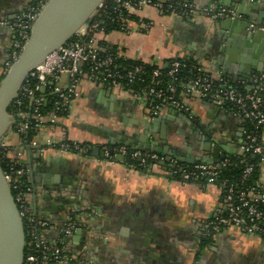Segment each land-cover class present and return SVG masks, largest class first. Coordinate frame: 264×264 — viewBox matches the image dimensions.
<instances>
[{"label":"crops","instance_id":"0c3cea01","mask_svg":"<svg viewBox=\"0 0 264 264\" xmlns=\"http://www.w3.org/2000/svg\"><path fill=\"white\" fill-rule=\"evenodd\" d=\"M35 1L0 0V20H12ZM183 1L202 8L219 4L239 11L245 22L254 19L264 26V0L258 5L242 0ZM142 18L151 24L146 33L107 35V41L121 46L131 59L149 62L162 41L161 52L165 56L173 51L199 63L213 78L219 74L228 77L230 72V78L235 79L234 76L264 69V35H254L241 23L211 20L198 14L190 18L163 16L149 8L143 10ZM12 37L7 27L0 26V77ZM62 88L68 89L67 78L63 79ZM77 90L78 99L70 114L61 117L48 133L88 143L89 157L46 149L32 165L31 178L34 185L52 191L84 183L83 197L96 213L88 220L93 233L88 254L97 264H264L263 238L236 230L209 232L208 221L223 209L221 192L216 187L201 181L181 183L169 175L166 163H151L141 169L114 157H102V147L121 144L110 136L112 133L132 140L131 147L145 139L148 143H166L176 157H212V151L200 150L198 137L211 134L208 139L214 144L237 146L242 124L230 110L218 111L204 101L188 102L190 123L166 110L163 116L172 119L162 129L151 131L146 109L122 90L90 80L81 83ZM185 143L192 147L191 152H186ZM258 181L264 187V156L259 162ZM33 206L37 215L54 226L47 235L48 242L54 243L60 237L63 202L42 196L34 200ZM84 239L76 233L67 242L79 249Z\"/></svg>","mask_w":264,"mask_h":264},{"label":"built area","instance_id":"2783aa9c","mask_svg":"<svg viewBox=\"0 0 264 264\" xmlns=\"http://www.w3.org/2000/svg\"><path fill=\"white\" fill-rule=\"evenodd\" d=\"M47 1L36 0L12 20H0V26L7 27L13 34L3 75L17 59L28 40L32 24ZM242 1L255 5L262 0ZM105 2L116 5L113 12L120 25L118 33L126 37L146 33L151 29V24L143 22L142 18V12L146 8L163 16L179 15L190 18L198 14L211 20H243L241 14L219 4L202 8L183 0H103L87 23L67 43L49 53L28 75L10 105L14 110L9 113V129L0 142V154L3 153L10 163L18 167L15 171L4 173V177L25 229L23 264H97L88 254L89 240L93 236L88 220L96 216V213L83 197L84 183L77 182L73 188L52 191L41 185H34L31 178L32 165L46 149L89 157L87 152L91 151V146L88 143H78L66 139L65 136H50L48 133L61 117L70 114L74 101L78 99L77 89L81 83L90 80L122 90L146 109L149 120L163 116L166 110L189 116L188 102L192 101H204L213 107L230 110L242 124L241 137L235 152L244 166L241 180L249 178L253 173V165L246 162L244 155L261 156L264 152V72L240 78L235 86L231 84L230 75L227 77L219 74L217 78H213L197 62L191 63L173 51L165 56L161 52L163 43L159 41L151 58L159 68L152 71L145 87L134 89L127 82L132 83L138 75L144 74L143 69L138 65L123 66L126 69L123 73L113 62L115 59L131 60L127 52L117 45L113 57V54L107 53L108 48L99 45V36L104 35V28L103 23L94 20V17L98 16V9L104 8ZM248 28L252 31L264 30V27L252 21L248 22ZM161 30L165 32V27L162 26ZM163 66L167 68L165 76L160 71ZM184 71L189 77L174 83ZM163 76L171 81L160 87ZM64 78L68 79L67 90L62 88ZM41 89L56 97L53 109L44 113L41 108L45 105L46 97L41 95L44 93L40 92ZM245 122L254 129H259V134L246 130L243 126ZM28 131L33 136L31 142L25 144L22 135ZM109 150L112 151V157L120 155L123 159H137L140 165L164 161L160 154L128 151L125 145L112 149L102 147L103 158L110 159ZM165 163L169 175L181 183L201 181L221 192L223 209L207 223L211 233L218 234L226 229L236 230L264 239V187L257 184L236 190L232 183L220 182L221 170L232 165L228 158L186 166L172 158ZM42 196L60 199L64 204L60 237L54 243L47 240V235L54 230V226L34 210V200ZM76 233L85 237L84 244L79 249L73 248L67 242Z\"/></svg>","mask_w":264,"mask_h":264},{"label":"water","instance_id":"95a60500","mask_svg":"<svg viewBox=\"0 0 264 264\" xmlns=\"http://www.w3.org/2000/svg\"><path fill=\"white\" fill-rule=\"evenodd\" d=\"M102 1L103 0H48L43 6L38 17L31 26L28 40L23 45L17 59L12 62L6 73L0 79V142L9 129V107L17 97L18 91L25 79L49 53L67 43L75 33L87 23ZM236 12L238 13L239 11ZM239 14L241 13L239 12ZM228 20L233 21V23H241L243 28L249 29L248 22H245L244 20ZM251 21L255 20L252 19ZM255 23L264 27L259 24L257 20ZM250 31L255 32L254 35H264V30ZM225 68L229 70L227 65ZM257 70V72H264V69ZM236 72L237 70L233 74L236 75ZM231 74L232 73L228 72V75ZM249 74L251 75L252 73H248V75L242 74V76H240L248 77L250 76ZM238 76L239 75L234 77L237 78ZM40 92L43 93L44 89H41ZM207 105L211 106L208 103ZM214 108L218 111L221 110L218 107ZM168 112L180 120L186 119V121L189 122L188 115L185 113H175L173 111ZM170 119H172L170 116L157 117L150 121L148 129L151 131L162 129L164 123L166 124ZM200 128L202 127H198V129ZM178 133L179 129L177 130V134ZM197 133L199 134L200 130H197ZM210 135L211 134H206L204 137H198L202 144L200 147L201 151H212L211 155L215 160L223 159L225 154H235L237 146H233L226 142H218L217 144H214L213 140L208 139L210 138ZM110 136L114 137V139L118 140L122 145L130 146L134 144L132 143V140H126L123 136H117L113 133L110 134ZM135 144H137L135 145V148L146 150L148 152H158L164 157L162 164L171 158L177 159L179 162L186 164H192L197 161L205 162L210 158L207 155L193 159L176 157V152L164 142L158 143V141H152L151 143H148L145 139H140L139 142ZM191 150L192 147L186 144V152L189 153ZM109 154H112L111 150H109ZM114 158L117 161L123 160V157L120 155L114 156ZM24 249L25 229L23 220L20 216L9 185L5 181L0 161V264H23Z\"/></svg>","mask_w":264,"mask_h":264},{"label":"trees","instance_id":"16d2710c","mask_svg":"<svg viewBox=\"0 0 264 264\" xmlns=\"http://www.w3.org/2000/svg\"><path fill=\"white\" fill-rule=\"evenodd\" d=\"M116 5L114 3H110V2H105L104 4V8L102 9H98V16L94 17V20L97 21H101L103 23V28H104V35L99 36V45L108 48V52L111 55L113 54V57L115 55V49L117 45H113L110 42L107 41V35L109 34H113V33H118L119 31V23L116 20V15L113 12V7H115ZM136 20V17H134ZM143 22H148L145 19H143ZM188 60V59H187ZM191 63H195L192 60H188ZM113 64L118 68V70L122 71L123 73L126 72V69H124L123 66H134V65H138L143 69L144 74L142 75H138L136 77V79L132 82V83H128L129 86H131L134 89L137 88H142L145 87L150 79L151 73L153 70L158 69L159 67L152 62V60H150L149 62L145 63L144 61L141 60H137V59H115V61L113 62ZM160 71L162 72V74L165 76L166 72H167V68L166 67H162L160 68ZM259 73V72H256ZM3 76V75H2ZM2 76L0 77V79L2 78ZM161 78L160 81V87H164V85L166 83H169L171 80L168 79L167 77ZM189 77L188 73H186L185 71L182 72L174 81V83H178L180 81H182L183 79H187ZM240 78H244V77H239V78H232L231 84L237 86V81ZM40 95V94H39ZM44 97H46V102L45 105L41 108V111L47 112V111H51L53 109V103L56 100V97L54 95H50L48 92H44L43 94ZM14 110V107L11 106L9 108V113H11ZM58 115L62 116V113H59ZM244 128L248 131H254L257 132L259 134V129H254L252 126H250L248 123H244ZM33 133L31 131H28L27 133L22 135V140L25 142V144H29L31 142ZM117 146H122V144H118V145H107L108 149L110 148H115ZM126 148L128 149V151H134V150H139L142 153H155L158 154V152H148L146 150H142L139 148H135V147H131L130 146H126ZM90 154V151L87 152V155ZM264 156V152L263 155L258 156V155H252V154H246L244 155V158L246 160L247 163L252 164L253 165V173L252 175L245 179V180H241V176H242V171H243V163H241V158L235 154H225L224 157L228 158L231 162L232 165L225 167L221 170L220 172V178L219 181H226V183H232L233 186L236 188V190H241L244 188H250V187H254L255 185L259 184L258 181V167H259V162L260 159ZM109 158L113 159L112 155L109 154ZM219 160V159H217ZM0 161H1V167L2 170L5 174L9 173L10 171H15L16 169H18L17 166L13 165L12 163H10L9 159L6 158L3 153L0 154ZM216 161L215 159H213L212 157L209 158V160L205 161V162H214ZM123 163H125L126 165H131L134 168H145L146 165H140V162L137 159H129V157H126L122 160ZM201 163L203 161H197L195 163ZM182 165L186 166L188 164L186 163H181ZM194 164V163H193ZM191 165V164H190ZM24 179V177H23ZM262 186V185H261ZM14 193V192H13ZM222 197V195H221ZM210 232V231H209Z\"/></svg>","mask_w":264,"mask_h":264},{"label":"flooded vegetation","instance_id":"af4514ba","mask_svg":"<svg viewBox=\"0 0 264 264\" xmlns=\"http://www.w3.org/2000/svg\"><path fill=\"white\" fill-rule=\"evenodd\" d=\"M260 3H261V2H260ZM190 142L193 143V141H190ZM191 143H190V144H191ZM198 148H199V145H198Z\"/></svg>","mask_w":264,"mask_h":264}]
</instances>
